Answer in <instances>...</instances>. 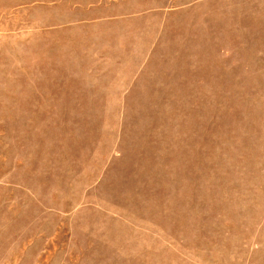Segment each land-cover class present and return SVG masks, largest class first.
<instances>
[{
	"label": "rangeland",
	"instance_id": "rangeland-1",
	"mask_svg": "<svg viewBox=\"0 0 264 264\" xmlns=\"http://www.w3.org/2000/svg\"><path fill=\"white\" fill-rule=\"evenodd\" d=\"M0 264H264V0H0Z\"/></svg>",
	"mask_w": 264,
	"mask_h": 264
}]
</instances>
